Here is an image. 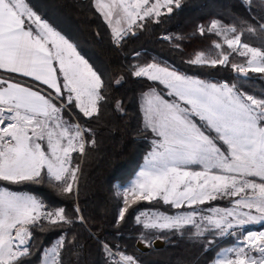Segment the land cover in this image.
Returning <instances> with one entry per match:
<instances>
[{"label": "snow or ice", "instance_id": "obj_1", "mask_svg": "<svg viewBox=\"0 0 264 264\" xmlns=\"http://www.w3.org/2000/svg\"><path fill=\"white\" fill-rule=\"evenodd\" d=\"M245 3L259 9L258 27L246 20L240 21L246 28L209 20L199 26V33L221 37L223 43L212 41L218 52H196L190 65L228 64L226 44L246 58L244 64H232L235 71L245 76L264 73V0ZM173 5L181 7V0H95L114 44L124 40L133 26H144L138 21L159 17L164 8L171 13ZM245 31L259 33L261 47L244 42ZM0 70L31 77L51 90L0 77V183L5 185L0 186V264H32L37 229L60 233L51 247L43 248L39 264H64V252L76 247L73 229L77 222L85 223L79 204L70 209L54 206L10 186L46 180L58 197L72 201L81 172L79 163L73 165L72 153L84 155L86 145L95 146L96 140L92 129L65 120L63 113L74 105L83 117L98 116L102 103L110 99L111 84L81 55L78 45L42 19L28 0H0ZM131 74L158 81L174 99H165L151 86L141 94L143 121L137 131L152 134L151 150L136 179L122 191L118 222L138 202L159 198L177 209L187 205L192 210L176 215L141 212L136 222L145 229L188 231L196 237L223 236L250 224L264 229V97L155 61L133 65ZM115 108L123 111L122 102L115 101ZM222 199L231 207H210L207 214L193 207ZM102 248L105 264H140L118 246L102 243ZM210 264H264V230L248 231L238 245L218 251Z\"/></svg>", "mask_w": 264, "mask_h": 264}, {"label": "trees", "instance_id": "obj_2", "mask_svg": "<svg viewBox=\"0 0 264 264\" xmlns=\"http://www.w3.org/2000/svg\"><path fill=\"white\" fill-rule=\"evenodd\" d=\"M28 2L42 19L78 45V51L110 82L111 90L110 99L106 104L102 103L98 116L83 117L80 111L71 106V112L65 110L66 115L74 114L79 123L92 129L96 140L95 146L86 145L84 155L78 152L72 155L73 164L79 163L81 168L76 188L78 194L74 189L72 201L66 202L58 197L46 180L39 185H12L10 188L31 192L54 206L70 209L74 203L79 204L85 223L77 222L73 229L77 235L76 247L64 252V264H105L102 243L126 250L140 264H208L222 247L232 243L235 238L208 233L196 237L188 231L145 229L142 223L136 222V216L142 210L176 211L175 207L165 204L162 199L138 202L125 214V220L118 222L122 204L118 188L125 186L135 175L151 148L153 138L150 132L140 135L137 131L142 127L141 94L151 86L161 95L170 97L167 89L158 81L133 76L132 66L154 60L167 61L180 70L226 81L247 94L264 97V73L249 72L245 76L232 67L236 62L245 63L244 57L225 48L230 54L226 65H190L186 51L176 40L163 39L165 36L175 38L189 35L195 27L210 18L219 19L225 24L235 23L238 28L247 27L240 23L242 20L258 27L259 9L249 8L245 0H181V7L174 6L171 13L165 12L158 18L138 21L137 25L144 26H133L132 32L117 45L112 42L108 23L96 10L95 0ZM242 40L254 47H261L262 44L259 33L245 31ZM117 79L120 80L119 84L116 83ZM117 100L122 102L123 111L116 110ZM203 205L226 206L229 203L222 199ZM59 235L58 231H35L36 246L30 258L32 264H39L43 248L51 247ZM156 239H162L164 246L155 248L153 242ZM138 241L150 249H139Z\"/></svg>", "mask_w": 264, "mask_h": 264}, {"label": "rangeland", "instance_id": "obj_3", "mask_svg": "<svg viewBox=\"0 0 264 264\" xmlns=\"http://www.w3.org/2000/svg\"><path fill=\"white\" fill-rule=\"evenodd\" d=\"M149 2L150 3H154L155 2V0H149ZM173 7H174V5H173ZM165 12H167V9L166 8H164V9H161V15L162 14H164ZM117 18V15H114V17H113V21L115 22V19ZM153 18H158V17H153ZM210 18V17H209ZM209 20H211V18L210 19H207L206 20V22H203V23H201V25H206L207 23H208V21ZM201 25H198L197 26V28L195 27L194 28V30H192L191 32L192 33H190L189 35H185L184 37H182V39H179V40H176V39H174V40H176L175 42H177L179 45H181L182 47H183V49L186 51V54H187V60H189L191 57H193L194 56V54L196 53V52H199V51H205V52H208L209 50H211V53L214 55L215 53H217L218 52V50H216L214 47H212V41H217V42H220V43H223V40H222V38L221 37H217V36H215V35H212V34H208V35H201L200 33H199V31H198V28H199V26H201ZM121 26H124V27H126V24H124V22L122 21V25ZM191 30V29H190ZM177 37H181V36H177ZM176 38V37H175ZM120 44V43H119ZM119 44H117V45H119ZM252 46V45H251ZM225 48H227V45L225 44L224 45V50H225ZM225 51H227V50H225ZM228 52V51H227ZM238 54V53H237ZM82 55V54H81ZM239 55V54H238ZM245 58V57H244ZM86 59V58H85ZM245 60H246V58H245ZM155 62H158V63H160L162 66L163 65H168V66H170V67H173V68H175V69H177V70H179L180 72H182V73H185V74H187V75H189V76H194V77H196V78H198V79H201V80H206V81H210V82H213V83H223V82H226V81H221V80H218V79H216V78H208V77H203V76H199V75H195V74H192V73H189V72H186V71H184V70H180V69H178V68H176L175 66H173L172 64H170L169 62H167V61H162V60H154ZM153 61H150L149 63H152ZM234 64H244V63H238V62H236V63H234ZM2 74L1 75H3V76H5L6 78L7 77H11L12 79H14V80H20V81H23L25 84H29V83H31V84H36V85H39V87L40 88H42V89H45L46 91H51V90H48L47 89V86H45V85H42V84H40L39 82H36V81H34L33 79H30V78H27V77H22V76H20V75H15V74H8V73H5V72H1ZM61 80H62V77H61ZM163 85V84H162ZM163 87L164 88H166L164 85H163ZM167 89V88H166ZM169 90L167 89V92H168ZM158 93H160V92H158ZM164 96V95H163ZM164 98L165 99H168V100H172V99H174V97H166V96H164ZM141 104H142V100H141V98H140V106H141ZM70 107V106H69ZM71 107H74L75 109H77L78 111H79V109L78 108H76L74 105L73 106H71ZM68 110L71 112V110L68 108V109H66V111L68 112ZM141 111H142V109H141ZM63 115H64V119L65 120H68V121H70V122H72V123H77L78 121L76 120V117H74V114H72L71 113V115L69 116V114L68 115H66V113L64 112L63 113ZM72 118H73V120H72ZM142 121H143V112H142ZM151 150V148L149 149V151ZM148 151V152H149ZM72 155H73V153H72ZM143 164H144V161L142 162V164L140 165V167L138 168V170H137V172L135 173V175L129 180V182L125 185V186H123V187H120V188H118V193H119V196H120V199H121V207L123 206V197H122V191H123V189L124 188H126V187H128L131 183H132V181H134L135 179H136V177H137V174H138V172L140 171V169H141V167L143 166ZM74 165V164H73ZM191 167H193L194 169L195 168H197V166H191ZM198 170V169H197ZM0 186H5L4 184H2V183H0ZM76 188H77V184L76 185H74V189L76 190ZM12 190H15V189H12ZM17 191V190H16ZM26 192H28V191H26ZM224 200H227V199H224ZM120 207V208H121ZM194 208H196L197 210H204V212L202 213V214H207V209L208 208H210V207H220V208H225V207H231V205L229 204V205H213V206H204V205H195V206H193ZM192 209H190V208H188V206L187 205H185L183 208H180V209H177L176 208V211L175 212H173V213H169V212H166V211H162V210H157V209H150V210H142L141 212H147V213H149V214H151V213H153V212H163V213H165L166 215H176V214H179V213H183V212H187V211H191ZM140 212V213H141ZM142 220L144 219L143 217L141 218ZM157 230V229H156ZM158 230H161V229H158ZM260 230H264V229H262V227H261V225H259V224H255V225H252V224H250V225H244L243 227H241V228H238V229H232V230H229V233L228 234H225V235H223V236H221V237H234L235 239H234V241L232 242V243H230V244H228V245H226V246H224V247H222L221 249H223V248H228V247H233V246H236V245H238L242 240H243V238H244V236L247 234V232L248 231H260ZM233 232H235V234L233 235L232 233ZM219 236V235H218ZM212 241H214V239L212 240ZM220 249V250H221ZM219 250V251H220ZM215 257V256H214ZM213 260V259H212ZM211 260V261H212ZM210 261V262H211ZM210 262L208 263V264H210Z\"/></svg>", "mask_w": 264, "mask_h": 264}, {"label": "water", "instance_id": "obj_4", "mask_svg": "<svg viewBox=\"0 0 264 264\" xmlns=\"http://www.w3.org/2000/svg\"><path fill=\"white\" fill-rule=\"evenodd\" d=\"M153 246L155 248H161L164 246V241L162 239H156L153 242ZM137 247L143 251H148L150 249V247L145 245L142 241L137 242Z\"/></svg>", "mask_w": 264, "mask_h": 264}, {"label": "built area", "instance_id": "obj_5", "mask_svg": "<svg viewBox=\"0 0 264 264\" xmlns=\"http://www.w3.org/2000/svg\"><path fill=\"white\" fill-rule=\"evenodd\" d=\"M118 249L120 250V251H123V252H125L127 255H131L129 252H127L126 250H124V249H122V248H120V247H118ZM117 250V248L116 247H113V251H116ZM131 256H133V255H131ZM134 257V256H133ZM118 258V257H117ZM135 258V257H134Z\"/></svg>", "mask_w": 264, "mask_h": 264}, {"label": "crops", "instance_id": "obj_6", "mask_svg": "<svg viewBox=\"0 0 264 264\" xmlns=\"http://www.w3.org/2000/svg\"><path fill=\"white\" fill-rule=\"evenodd\" d=\"M1 72H4V70H0V77H3V78H6L5 76L1 75L2 73ZM6 73V72H5ZM8 74H14V73H8ZM15 75H19V74H15ZM9 78V77H7ZM27 78H30L32 79L31 77H27ZM14 80V79H13Z\"/></svg>", "mask_w": 264, "mask_h": 264}]
</instances>
